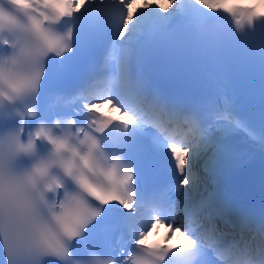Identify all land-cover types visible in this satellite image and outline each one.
<instances>
[{
	"label": "snow or ice",
	"instance_id": "snow-or-ice-1",
	"mask_svg": "<svg viewBox=\"0 0 264 264\" xmlns=\"http://www.w3.org/2000/svg\"><path fill=\"white\" fill-rule=\"evenodd\" d=\"M190 2L227 22L191 21L180 0L181 22L214 42L219 78L188 109L145 82L134 114L112 95L121 71L112 49L138 13L166 14L178 0H0V34L15 37L0 42V264H85L91 254L112 264H264V210L227 196L219 167L264 148V11ZM89 5L99 14L78 49L74 18ZM112 7L122 16L105 46ZM226 31L245 46L226 43ZM254 69L258 100L235 86ZM257 104L262 123L252 127L245 110ZM237 132L247 147L232 145ZM158 222L183 242L138 244Z\"/></svg>",
	"mask_w": 264,
	"mask_h": 264
},
{
	"label": "clouds",
	"instance_id": "clouds-1",
	"mask_svg": "<svg viewBox=\"0 0 264 264\" xmlns=\"http://www.w3.org/2000/svg\"><path fill=\"white\" fill-rule=\"evenodd\" d=\"M137 2L139 3V0H137ZM11 39H15V37H12V36L8 35L7 33L0 34V42H4L7 40H11ZM4 58H7V57L5 56ZM160 224H162V223L158 222V223L153 224L152 229H150L149 233L146 234L144 241H138L137 243L138 244L145 243L149 237V234L152 232L153 228H156L157 225H160ZM180 236L183 237V239H185L184 236H182V235H180ZM85 264H112V262H111L110 258L100 257L96 254H91V255H89V257L85 261ZM133 264H134V262H133Z\"/></svg>",
	"mask_w": 264,
	"mask_h": 264
},
{
	"label": "bare ground",
	"instance_id": "bare-ground-1",
	"mask_svg": "<svg viewBox=\"0 0 264 264\" xmlns=\"http://www.w3.org/2000/svg\"><path fill=\"white\" fill-rule=\"evenodd\" d=\"M105 108H107L106 106H104Z\"/></svg>",
	"mask_w": 264,
	"mask_h": 264
}]
</instances>
